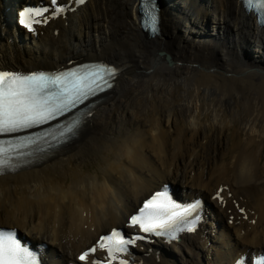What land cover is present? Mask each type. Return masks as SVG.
Masks as SVG:
<instances>
[{"label": "bare ground", "instance_id": "1", "mask_svg": "<svg viewBox=\"0 0 264 264\" xmlns=\"http://www.w3.org/2000/svg\"><path fill=\"white\" fill-rule=\"evenodd\" d=\"M159 6L153 37L135 0H90L37 37L10 21L1 30L3 68L52 70L79 58L121 67L65 151L0 176V224L49 244L45 264L75 261L169 182L204 197L211 218L180 245L141 249L135 264H233L264 251V29L238 0ZM89 161L101 176L85 171Z\"/></svg>", "mask_w": 264, "mask_h": 264}, {"label": "snow or ice", "instance_id": "2", "mask_svg": "<svg viewBox=\"0 0 264 264\" xmlns=\"http://www.w3.org/2000/svg\"><path fill=\"white\" fill-rule=\"evenodd\" d=\"M79 2L82 4L84 0ZM51 4L54 11H64L63 8L55 7L57 0H51ZM256 7L264 10V0H258ZM48 11V8L24 9L19 13L18 22L26 30L35 32L37 29L34 25L47 22V19L40 18ZM149 19L152 31L158 32L159 18L154 5ZM117 71L118 69L105 64L82 65L75 70L58 74H23L0 70V134L17 133L47 123L87 98L111 87V80L115 78ZM68 132H73V129L69 128ZM5 155L6 150L0 148V156ZM6 163L7 161L0 160V167ZM195 208V205L182 208L173 203L166 192H160L144 203L138 214L130 218V224L138 225L145 233L161 229L174 237L179 225L186 222V216L195 211ZM196 219L198 214L193 218L189 231L194 230ZM130 242L132 241L121 236L119 231L113 230L110 235L99 241V246L106 248L109 257L115 260V254L125 252L126 245ZM95 250L93 248L91 251ZM87 258L88 253L79 257L82 261ZM0 264H38V261L30 259L29 254L15 241L14 234L8 233L0 236ZM120 264H124V261L121 260ZM237 264H244L243 257L238 259Z\"/></svg>", "mask_w": 264, "mask_h": 264}, {"label": "rangeland", "instance_id": "3", "mask_svg": "<svg viewBox=\"0 0 264 264\" xmlns=\"http://www.w3.org/2000/svg\"><path fill=\"white\" fill-rule=\"evenodd\" d=\"M77 62V61H76ZM257 88H260L259 86ZM263 151V154H262V160L264 161V149L262 150ZM97 164L99 165V171L97 173H93L92 171L95 172L96 169H98L97 167ZM96 162H92V161H89L85 164V171H87L88 173H92V174H95L97 176H101V172H100V164ZM88 168H90V170H88Z\"/></svg>", "mask_w": 264, "mask_h": 264}, {"label": "water", "instance_id": "4", "mask_svg": "<svg viewBox=\"0 0 264 264\" xmlns=\"http://www.w3.org/2000/svg\"><path fill=\"white\" fill-rule=\"evenodd\" d=\"M261 62H263V61H261Z\"/></svg>", "mask_w": 264, "mask_h": 264}]
</instances>
